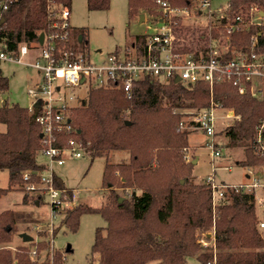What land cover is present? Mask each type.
I'll return each instance as SVG.
<instances>
[{"label": "trees", "instance_id": "obj_1", "mask_svg": "<svg viewBox=\"0 0 264 264\" xmlns=\"http://www.w3.org/2000/svg\"><path fill=\"white\" fill-rule=\"evenodd\" d=\"M170 8L189 9L201 16V0H163ZM72 0H6L0 23V38L7 52H18L26 43L39 48L41 32L66 36L55 38L60 54L79 52L77 43L88 44L86 28L74 37L71 25L62 28L60 10L70 9ZM90 10H105L110 0H87ZM264 0H228L222 13H213L202 29L174 16L180 44L187 49L204 48L209 41L229 42L227 56L255 50L264 53ZM152 19L164 16L157 0H128L130 19L140 14ZM259 17L261 21H256ZM1 19V21H2ZM82 37L80 40L79 37ZM147 33L137 34L132 45L142 47ZM117 47L115 51L122 50ZM9 89V79L1 74L0 91ZM212 101L232 109L240 118L222 129L227 145L244 144V158L239 163L264 175V151L258 142L264 121V93L251 88L240 93L227 83L211 93L205 81L185 84L175 78L168 82L150 75L136 79L129 96L118 86L92 87L80 105L68 109L71 130H53L52 144L61 150L70 148V139L80 144L83 156L93 162L111 151L127 150V162L107 161L103 186L108 189L101 207L78 203L68 208H54L62 214L61 224L76 231L85 213H100L105 226L96 228L91 259L96 264H264V233L256 204V194L243 187L228 186L214 204L211 185L193 181L196 157L188 159V129L180 128L186 110L209 108ZM37 112L29 107L4 101L0 105V170H8L9 186L0 187V198L11 189H21L30 180L38 183V172L46 164L39 160L48 146ZM127 121L129 123H127ZM218 134V132L216 133ZM29 172L30 179L24 174ZM57 187H67L55 172ZM69 189V188H68ZM71 196V189L68 190ZM123 197V200L119 199ZM37 195L35 203H41ZM30 197L24 193L23 202ZM25 214L6 209L0 212V264H64L61 251L50 240L22 243L14 249L10 242ZM211 234L209 237L208 235ZM202 239L213 240L208 246ZM34 249H32V247ZM35 253V257L32 255ZM42 253H45L42 258Z\"/></svg>", "mask_w": 264, "mask_h": 264}, {"label": "built area", "instance_id": "obj_2", "mask_svg": "<svg viewBox=\"0 0 264 264\" xmlns=\"http://www.w3.org/2000/svg\"><path fill=\"white\" fill-rule=\"evenodd\" d=\"M164 9V16L153 20V30L147 33V40L142 47L135 45L125 47L119 51H112L98 61L92 60L89 55L81 52L65 51L62 54L56 48L55 38L60 36L51 33L44 36L43 44L39 43V52L30 48L26 43L19 46L18 52H7L4 42L0 38V62L9 61L25 64L36 68L43 75V83L32 91L36 100L30 109L31 113L37 112L35 119L43 126L45 141L48 146L42 151L47 158L46 166L38 172V183L31 182L29 172L24 178L29 180L25 185L29 191H40L49 199L51 211L62 208L64 202H74L78 193L71 189V196L67 187H57L55 184V166L63 165L66 161L65 154L71 152L76 158L82 157L80 144L75 139H70V148L61 150L52 142L53 130H71L72 126L67 119L68 109L80 105L85 98L75 93L76 88L87 85L89 91L92 87H110L118 85L130 96L136 79L143 75H150L161 81L168 82L173 78H180V82L193 84L205 81L209 84L211 93L219 85L233 84L240 93H245L248 88L259 96L264 93V53L252 50L250 52H237L231 57L227 56L229 42L220 43L210 40L204 48L185 49L179 42L177 29L173 20L174 16L190 14V10L170 8L166 1L157 0ZM3 9H7L6 0H0V23ZM200 13L212 18L215 10L210 8V0H201ZM71 10L63 7L60 10V25L67 28ZM201 15V16H202ZM67 33L61 35L64 38ZM35 58L36 61L24 58ZM40 94H42L40 96ZM38 104V105H36ZM223 108L226 113L224 118L239 119L232 109H226L221 104L212 101L209 108L186 110L188 120L183 119L180 128L200 131L208 136V147L214 158L221 155L217 149L218 129L217 109ZM258 142L264 151V121L259 127ZM188 157V151H186ZM211 185L214 204L223 195V190L228 186L235 188L264 187V176H256L252 183L244 185L217 184L209 176L206 180ZM264 227V222L260 223ZM213 240L202 239V244L208 246ZM211 264V263H209Z\"/></svg>", "mask_w": 264, "mask_h": 264}, {"label": "rangeland", "instance_id": "obj_3", "mask_svg": "<svg viewBox=\"0 0 264 264\" xmlns=\"http://www.w3.org/2000/svg\"><path fill=\"white\" fill-rule=\"evenodd\" d=\"M228 0H210V8L214 13H222L226 8ZM71 15L69 23L74 37L80 35V30L86 28L88 44L77 43L79 52L89 55L98 61L117 47L125 48L131 44L137 34H146L153 30V19L146 17V21L139 22V19H130L128 15V0H110V7L105 10H90L87 0H72ZM185 20L193 26L204 29L210 18L206 15L197 17L193 13L185 15ZM256 21H261L259 17ZM36 53L39 48L35 49ZM25 60L36 61L34 58ZM0 70L3 76L9 79V89L6 92L0 91V105L4 101L9 104L18 103L21 106L31 108L36 100L32 93L43 83V75L36 68L21 63L1 61ZM80 97L87 98L89 88L84 85L75 89ZM42 94H40L41 96ZM226 111L223 108L217 109L218 129L216 139L217 149L221 155L212 157L211 149L208 147L209 138L200 131L190 130L188 157L199 156L193 171L192 179L196 183L206 182L209 176L214 178L217 184H238L244 185L249 181L248 174L257 169L241 165L239 161L244 158V144L235 146L227 145V138L222 134V129L230 119L224 118ZM188 120V117H184ZM233 122V119H231ZM6 125L0 123V131H5ZM192 131V132H191ZM130 153L127 150L111 151L109 155L96 158L93 162L82 156L76 158L71 152L65 154V163L55 166L57 172L65 182L67 188L78 193L74 202H64L62 208L72 207L82 203L92 207H101L107 199L108 189L103 186V171L107 161L127 162ZM39 160L46 162L47 158L40 154ZM253 175V174H252ZM9 186L8 170H0V187ZM11 189L6 195L0 198V212L6 209H14L23 214L25 218L18 223V229L10 242L4 244L14 249L19 244L25 243L22 234L27 233L33 236V243L39 240H50L54 249L61 251L64 255V264H96L91 259V247L95 238L97 227L105 226L106 220L100 213H85L81 216L79 227L72 231L64 224H61L62 214L54 215L51 211L48 197L40 191H29L26 185ZM255 192L257 211L260 218L264 215V187L246 188ZM28 193L30 201L23 202L24 193ZM37 195L42 196L41 203H35ZM264 233V228L261 229ZM29 243V242H26ZM70 245L71 251H67ZM34 249L33 246H31ZM35 257V253H32ZM45 253H42L44 258ZM195 264V259H190ZM150 261L146 264H155Z\"/></svg>", "mask_w": 264, "mask_h": 264}, {"label": "water", "instance_id": "obj_4", "mask_svg": "<svg viewBox=\"0 0 264 264\" xmlns=\"http://www.w3.org/2000/svg\"><path fill=\"white\" fill-rule=\"evenodd\" d=\"M260 15H261V16H264V13L261 12ZM144 20H145V14H144V13H141V14H140V21L143 22ZM3 21H4V19H2L1 22H3ZM44 36H45L44 32H41V33H40V36H39V43H40V44H43V42H44ZM79 39L81 40L82 37L80 36ZM179 80H180V78L177 77V78H176V81H179ZM3 103H4V102H3ZM36 105H38V104H36ZM127 123H129V122L127 121ZM119 200L122 201V200H123V197H121ZM38 203H39V202L37 201V204H38ZM208 236L210 237L211 234H209ZM22 237H23V241H24V242H31V241L34 239L32 235L27 234V233L22 234ZM67 251H71V247H70V245L67 247Z\"/></svg>", "mask_w": 264, "mask_h": 264}, {"label": "crops", "instance_id": "obj_5", "mask_svg": "<svg viewBox=\"0 0 264 264\" xmlns=\"http://www.w3.org/2000/svg\"><path fill=\"white\" fill-rule=\"evenodd\" d=\"M144 21H146V15H145V20ZM143 21V22H144ZM139 22H141L140 21V17H139ZM192 132V131H191ZM190 144V143H189ZM188 152H189V149H188ZM195 157H196V160H197V162L199 161V156L198 155H194ZM250 171L252 170V169H249ZM251 173L253 174H248L247 175V177L249 178V181L247 182V183H245V184H250V183H252L253 182V180H254V178L256 177V176H258L259 178H263V176L264 175H261V173H260V171H251ZM228 185H238V184H228ZM259 214V213H258ZM264 227H262L261 229H263Z\"/></svg>", "mask_w": 264, "mask_h": 264}]
</instances>
